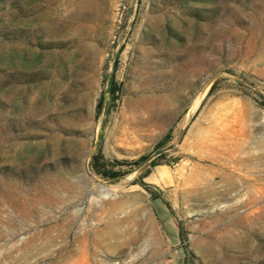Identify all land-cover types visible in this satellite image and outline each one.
I'll list each match as a JSON object with an SVG mask.
<instances>
[{
	"label": "rangeland",
	"instance_id": "rangeland-1",
	"mask_svg": "<svg viewBox=\"0 0 264 264\" xmlns=\"http://www.w3.org/2000/svg\"><path fill=\"white\" fill-rule=\"evenodd\" d=\"M261 97L264 0H0V264H264Z\"/></svg>",
	"mask_w": 264,
	"mask_h": 264
},
{
	"label": "trees",
	"instance_id": "trees-1",
	"mask_svg": "<svg viewBox=\"0 0 264 264\" xmlns=\"http://www.w3.org/2000/svg\"><path fill=\"white\" fill-rule=\"evenodd\" d=\"M213 85L211 86L209 92H211ZM120 90V85L118 83H116L113 79H110L109 83H108V91H109V104H114L115 100L118 98V92ZM262 98V106L264 107V97ZM105 99L106 97L103 96L99 99L98 102V113H100L101 108L103 107L104 103H105ZM108 111V109H107ZM170 138V133L167 132L165 133V135L162 137V139L159 141V143L157 144L156 150L160 149L163 144H165V142L167 140H169ZM150 157V155H141L139 156L137 159L133 160V164L135 166H140L143 162H145L148 158ZM120 161L118 160H108L106 158H104L98 151L94 152L91 155L90 161H89V165L91 167V169L100 177L109 180V181H117L119 180L121 177H123L129 170H124L121 169V167H117V164ZM160 162H158L155 159H152L150 161V165L154 166L156 164H160ZM139 183L146 188L147 190H149V186L147 185V183L143 182L141 179L139 180ZM151 192V191H150ZM159 195L158 193H154L153 198H158ZM179 233L180 236H182V238L184 237V232L182 227L180 226L179 228Z\"/></svg>",
	"mask_w": 264,
	"mask_h": 264
},
{
	"label": "bare ground",
	"instance_id": "bare-ground-1",
	"mask_svg": "<svg viewBox=\"0 0 264 264\" xmlns=\"http://www.w3.org/2000/svg\"><path fill=\"white\" fill-rule=\"evenodd\" d=\"M199 102H200V95H198L196 98H195V100H194V102H193V108H196L197 107V105H199ZM250 144V143H249ZM243 147H244V142L243 141H237V143H235V146H234V148L232 149V153H231V157H232V161L235 163V164H243V163H245L246 161H248V160H251V156L250 155H248V154H246L247 153V151H244L243 153L244 154H242V155H239L238 153H237V151H239V150H242L243 149ZM248 148V147H247ZM264 153V152H263ZM252 165V164H251ZM248 173V172H247ZM254 173H256V172H254ZM230 176H231V181H232V184H237L236 183V181H235V177H233V174L231 173L230 174ZM242 178H244V180H242L243 182H246V178H245V176L244 177H242ZM256 178V177H255ZM262 189V188H261ZM256 193H257V190L255 191ZM246 199V198H245ZM260 202V201H259ZM261 208V207H260ZM114 209H116L115 208V205H112V209L111 210H114ZM257 209V208H256ZM115 211V210H114ZM112 223H113V221L112 220H110L109 222H107V224H106V226H108V228H109V230H106V233H107V235H109L110 236V234H114V231L112 230ZM123 237V236H122ZM86 253V252H85ZM93 255V254H92ZM91 255V256H92ZM86 258V257H85ZM79 261V260H78ZM80 264H82L81 262H80Z\"/></svg>",
	"mask_w": 264,
	"mask_h": 264
},
{
	"label": "water",
	"instance_id": "water-1",
	"mask_svg": "<svg viewBox=\"0 0 264 264\" xmlns=\"http://www.w3.org/2000/svg\"><path fill=\"white\" fill-rule=\"evenodd\" d=\"M92 152H90V154H91Z\"/></svg>",
	"mask_w": 264,
	"mask_h": 264
}]
</instances>
